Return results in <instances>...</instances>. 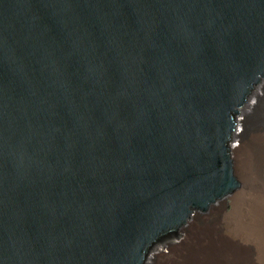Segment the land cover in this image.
<instances>
[{
	"label": "water",
	"instance_id": "water-1",
	"mask_svg": "<svg viewBox=\"0 0 264 264\" xmlns=\"http://www.w3.org/2000/svg\"><path fill=\"white\" fill-rule=\"evenodd\" d=\"M261 85L264 0H0V264L177 246Z\"/></svg>",
	"mask_w": 264,
	"mask_h": 264
},
{
	"label": "bare ground",
	"instance_id": "bare-ground-1",
	"mask_svg": "<svg viewBox=\"0 0 264 264\" xmlns=\"http://www.w3.org/2000/svg\"><path fill=\"white\" fill-rule=\"evenodd\" d=\"M240 128L239 145L231 149L240 179L238 199L229 202V210L211 211L209 220H191L184 244L154 254L147 264H264V101L258 92Z\"/></svg>",
	"mask_w": 264,
	"mask_h": 264
},
{
	"label": "rangeland",
	"instance_id": "rangeland-1",
	"mask_svg": "<svg viewBox=\"0 0 264 264\" xmlns=\"http://www.w3.org/2000/svg\"><path fill=\"white\" fill-rule=\"evenodd\" d=\"M258 94L261 96V102H263L264 101V90H262V89H260V92H258ZM251 113H252V111H251ZM252 115L253 116H251L252 118H253V121H252V123H254V119L256 120V113H254V111H253V113H252ZM240 132H242V129L240 128ZM239 132V133H240ZM235 143V145H239V142L237 141V142H233V144ZM231 155H232V159H233V163H234V169H235V172H236V166H235V161H234V154H233V152L231 151ZM251 156V155H250ZM235 175H236V177H238V175H237V173H235ZM238 180L240 181V179H239V177H238ZM229 206H230V204L229 203H227V204H225L223 207L226 209V210H229ZM186 234V233H185ZM183 235L179 240H178V244H177V246H174V248H177V247H179L181 244H184L183 242L186 240V235ZM163 252H165L166 254H168L169 253V250H168V248H165V249H163L162 250ZM148 261H150V260H148L147 259V261H146V263L145 264H147V262Z\"/></svg>",
	"mask_w": 264,
	"mask_h": 264
}]
</instances>
